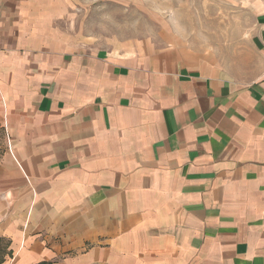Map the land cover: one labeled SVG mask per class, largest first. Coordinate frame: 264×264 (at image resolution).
Masks as SVG:
<instances>
[{
  "label": "crops",
  "instance_id": "1",
  "mask_svg": "<svg viewBox=\"0 0 264 264\" xmlns=\"http://www.w3.org/2000/svg\"><path fill=\"white\" fill-rule=\"evenodd\" d=\"M241 1L235 69L172 29L106 51L51 0H0V264H264V0Z\"/></svg>",
  "mask_w": 264,
  "mask_h": 264
},
{
  "label": "rangeland",
  "instance_id": "2",
  "mask_svg": "<svg viewBox=\"0 0 264 264\" xmlns=\"http://www.w3.org/2000/svg\"><path fill=\"white\" fill-rule=\"evenodd\" d=\"M50 4L56 31L70 35L77 44L107 51L172 29L201 48L214 43L222 49L217 51L225 56L224 63L234 62L235 69L237 60L228 59L229 47L252 17L249 10H239L245 6L241 0H51ZM4 148L0 131V155Z\"/></svg>",
  "mask_w": 264,
  "mask_h": 264
}]
</instances>
